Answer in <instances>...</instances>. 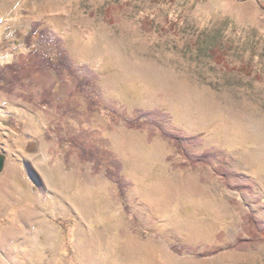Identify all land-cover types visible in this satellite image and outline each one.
I'll return each instance as SVG.
<instances>
[{"label":"rangeland","instance_id":"rangeland-1","mask_svg":"<svg viewBox=\"0 0 264 264\" xmlns=\"http://www.w3.org/2000/svg\"><path fill=\"white\" fill-rule=\"evenodd\" d=\"M31 49L71 69L0 90V264H264V0H0Z\"/></svg>","mask_w":264,"mask_h":264},{"label":"trees","instance_id":"trees-1","mask_svg":"<svg viewBox=\"0 0 264 264\" xmlns=\"http://www.w3.org/2000/svg\"><path fill=\"white\" fill-rule=\"evenodd\" d=\"M49 33H50V30L48 28H41L40 24L35 23L34 27L31 29V31L26 36L28 45L31 46L32 41H33L32 39L35 34H38L37 40L39 41L41 40V38H45L46 36L48 37ZM68 60L69 58L64 53L62 54L59 61H54V59L51 56L45 53L39 52L37 50L31 49L30 52L28 53L27 63L11 62L5 65H0V90L10 91L13 89L14 86L20 84L21 81H23V79H26V78L30 79L33 75H39L41 73H45L50 68H55L59 77L61 76L62 78L63 77V73L61 70L62 67L71 69V65ZM239 71L247 75L251 74V70H249V68L247 67H240ZM51 91H53V87L46 91L45 93L46 96L44 98L45 103H49L48 96L51 94ZM148 121H150V119H148L147 121L143 123H146ZM143 123L142 122L135 123V124L129 123V126L140 127L143 125ZM194 139L195 137L174 138L177 145L181 148H182V142H184L185 140L193 141ZM98 150H99L98 148L88 149V150L83 149L82 155L85 159H91L95 162V164H97L98 162L97 154L99 152ZM191 161L195 163H206L207 162L206 159H201L199 157H193ZM113 163L116 165V167L119 168L120 164L117 160H113ZM117 182L120 186V190L123 191V188H124L123 181L120 178H118ZM247 219L249 223L253 224L257 228L259 233L263 235L261 239L264 240V225L260 221H258L256 218H254L252 214H248ZM261 239L260 237H256V238H253V240L247 241L246 239L240 238L235 243L234 246L238 247L243 243L257 242V241H260ZM173 249H175L179 253L183 251L182 248H178V247H173Z\"/></svg>","mask_w":264,"mask_h":264},{"label":"water","instance_id":"water-1","mask_svg":"<svg viewBox=\"0 0 264 264\" xmlns=\"http://www.w3.org/2000/svg\"><path fill=\"white\" fill-rule=\"evenodd\" d=\"M6 159L7 155L3 152H0V174L4 170Z\"/></svg>","mask_w":264,"mask_h":264},{"label":"bare ground","instance_id":"bare-ground-1","mask_svg":"<svg viewBox=\"0 0 264 264\" xmlns=\"http://www.w3.org/2000/svg\"><path fill=\"white\" fill-rule=\"evenodd\" d=\"M5 179H6V178H5ZM5 179H4V180H5ZM1 180H2V179H1ZM6 180H7V179H6ZM2 182H3V180H2V181H0V186L2 185ZM3 183H4V182H3Z\"/></svg>","mask_w":264,"mask_h":264}]
</instances>
